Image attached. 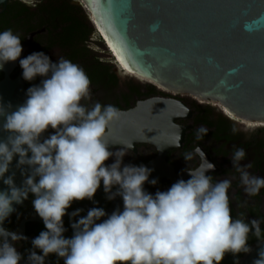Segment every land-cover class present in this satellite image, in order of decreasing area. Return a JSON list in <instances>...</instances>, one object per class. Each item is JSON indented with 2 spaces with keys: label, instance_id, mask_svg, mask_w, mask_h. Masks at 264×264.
I'll list each match as a JSON object with an SVG mask.
<instances>
[{
  "label": "clouds",
  "instance_id": "9594fccd",
  "mask_svg": "<svg viewBox=\"0 0 264 264\" xmlns=\"http://www.w3.org/2000/svg\"><path fill=\"white\" fill-rule=\"evenodd\" d=\"M20 2L35 8L42 0ZM22 51L17 34L11 29L0 32V69L17 61ZM19 65L25 81L42 79L27 89L26 101L15 110L0 102V130L8 133L0 140V180L7 186L0 191V264H46L53 254L57 264L61 259L64 264H221L226 253L235 256L250 251V233L261 240L259 219L245 222L231 215L228 190L235 177L214 182L212 175H206L215 171V165L201 147L183 153L189 179L151 194L144 185H157V179L149 180L153 169L123 163L133 144L118 143L124 147L109 150L117 143L106 139L107 130L119 119L120 110L111 104L95 102L88 107L82 103L91 99V81L80 65L63 57L52 62L44 52L19 59ZM49 129L53 131L45 137ZM238 131L232 129L234 135ZM207 132L200 126L195 139L202 141ZM180 140L177 132L172 144L164 147H180ZM17 156L16 167L29 169L27 174L22 171L21 187L14 183L15 173L5 178ZM112 157L114 162L106 164ZM197 158L198 163H193ZM245 158L246 150L234 146L230 159L244 193L257 196L264 189V178L249 172L251 162L241 165ZM101 182L108 200L122 198V211L117 208L108 215L94 207L78 220L83 209L68 213L74 201L96 203ZM29 194L45 230L31 241L25 259L15 245L27 237L3 224L15 211L13 205L21 204ZM246 205L247 201L241 206ZM65 215L73 230L70 238L64 235ZM259 256L255 264H264V250Z\"/></svg>",
  "mask_w": 264,
  "mask_h": 264
},
{
  "label": "water",
  "instance_id": "95a60500",
  "mask_svg": "<svg viewBox=\"0 0 264 264\" xmlns=\"http://www.w3.org/2000/svg\"><path fill=\"white\" fill-rule=\"evenodd\" d=\"M7 1L0 0V6ZM71 2L84 11L104 45L109 47L111 58L129 73L168 93L188 94L200 102L217 104L237 120L264 123V0ZM24 51L25 47L21 57ZM19 59L6 63L0 69L3 75L0 102L6 107L10 104L12 110L27 99L28 88H25L21 75L15 80L10 79ZM39 84L40 80L34 85ZM186 109L181 102L174 100H152L139 104L110 124V133L106 138H111L116 126L120 125L124 129L119 135L129 134L134 142L144 141L164 147L175 140L170 137L174 130L179 131L175 129L180 128L174 124L175 121L189 117L190 112ZM7 136V132L0 130V140H5ZM18 159V156L14 157L5 178L15 173L14 183L21 187L25 179L22 171L27 174L29 169L27 166L17 168ZM146 167L153 169L149 180L163 175L171 179L174 177L168 166L155 162ZM6 187L0 180V191ZM30 196L32 194L28 198ZM28 198L21 204L13 205L15 211L4 222L5 229L16 210ZM113 211L114 208L106 213L110 215ZM106 218L103 217V220ZM27 222L44 224L38 214L22 221L17 233L25 237ZM34 238L27 237L23 241ZM262 250L264 240L253 245L238 264H255Z\"/></svg>",
  "mask_w": 264,
  "mask_h": 264
},
{
  "label": "flooded vegetation",
  "instance_id": "af4514ba",
  "mask_svg": "<svg viewBox=\"0 0 264 264\" xmlns=\"http://www.w3.org/2000/svg\"><path fill=\"white\" fill-rule=\"evenodd\" d=\"M72 24L76 28L69 29ZM7 29H11L14 34H17L21 39L22 48L25 47L21 59L26 58L33 52H44L52 62H56L58 58L63 57L80 65L91 81V99L86 102L82 101L88 107H91L95 102L102 105L111 104L120 110V115H123L137 108L139 104L152 100L181 102L190 112V115L189 117L180 118L174 123L177 127H180L175 129H178L181 134L183 133L180 147L158 151L159 146L150 142H134V139L129 135H119L124 128L117 125L111 138H106L110 143H117L110 145L109 150L115 152L124 147L121 144L132 143L133 147L128 150L123 158L125 165L147 166L156 162L165 167H170L173 171V179L163 175L154 178L158 180L155 186L145 183V190L155 194L157 190L164 191L170 188L179 179L186 181L190 178L187 172L184 171L188 165L183 158V153L192 151L194 146L201 147L206 153L208 161L215 165V171L208 172L206 175H212L214 182L235 177V179H232V186L228 190L229 206L233 219L243 218L245 222H250L253 219L261 221V240H257L250 233L248 245H254L264 240V189H261L257 196H247L240 184L239 173H236L233 169L230 159L234 146L244 148L246 158L241 161V165L251 162L253 167L249 169V172L252 175L264 178V124L261 126L259 123L237 120L230 117L217 104L203 103L187 95H174L156 85L127 74L121 64L118 65L119 63L117 64L114 58H111L110 53L105 54L100 50L101 42L93 39L92 28L84 11L79 6L74 5L71 0H42V3L35 8L22 4L20 0H8L4 6H0V32ZM22 71L18 62L10 75V79L15 80L19 75L23 79ZM2 78L3 75L0 74V81ZM41 79V77H37L31 82L23 79L25 88L31 87L38 80L41 82ZM200 126L206 127L208 132L202 141H197L195 130ZM234 127L239 129L235 135L232 132ZM109 129L110 125L106 136L110 133ZM159 130L160 128H158ZM52 131L49 129L48 132L44 133V136H48ZM176 134L177 132L174 130L170 137L175 139ZM113 162L114 157L109 158L105 163L111 164ZM193 163H198V158ZM33 199L34 197L30 196L25 204L16 210L6 226L7 230L17 232L22 221L28 220L37 214L32 204ZM94 201L96 203L88 199L74 201L67 211L70 214L77 209H83L80 216L76 218L78 220L86 217L88 210L94 207L103 208L105 212L110 211L112 208L114 210L123 208L121 197H116L114 200L106 198L103 183L97 190ZM245 201H247V205L241 206ZM63 221L67 229L64 235L70 238L73 230L70 227L69 215H66ZM102 221L103 218L97 222ZM44 230V224L36 222L25 224V235L27 237L33 236L36 238ZM15 246L24 255L25 259L28 250L32 249L31 240L19 241ZM36 251L37 254H41L38 249ZM242 253L235 256L226 253L221 264H230L232 260L238 259ZM21 264H24V261ZM46 264H57V257L54 254L50 255L46 260ZM59 264H64L62 259L59 260Z\"/></svg>",
  "mask_w": 264,
  "mask_h": 264
},
{
  "label": "rangeland",
  "instance_id": "374dc122",
  "mask_svg": "<svg viewBox=\"0 0 264 264\" xmlns=\"http://www.w3.org/2000/svg\"><path fill=\"white\" fill-rule=\"evenodd\" d=\"M89 25L92 28V33L94 35L93 39L97 42H101V46H100V50L103 51L105 54H109V49H107V47L104 45L101 36L99 35V33L96 31V29L94 28V26L92 25V23L90 22V20L87 18Z\"/></svg>",
  "mask_w": 264,
  "mask_h": 264
},
{
  "label": "trees",
  "instance_id": "16d2710c",
  "mask_svg": "<svg viewBox=\"0 0 264 264\" xmlns=\"http://www.w3.org/2000/svg\"><path fill=\"white\" fill-rule=\"evenodd\" d=\"M70 21V20H69ZM71 22V21H70ZM74 28H76V26H74V24H72V25H70V27H69V29H74ZM255 245V244H254ZM249 246V248H251L253 245H248ZM245 255V253H242L240 256H239V258L238 259H234V260H232L231 262H230V264H236V262H239L241 259H242V257Z\"/></svg>",
  "mask_w": 264,
  "mask_h": 264
},
{
  "label": "bare ground",
  "instance_id": "6f19581e",
  "mask_svg": "<svg viewBox=\"0 0 264 264\" xmlns=\"http://www.w3.org/2000/svg\"><path fill=\"white\" fill-rule=\"evenodd\" d=\"M109 48V47H108ZM107 48V49H108ZM110 53V52H109ZM119 63V62H118ZM122 66V65H121ZM123 67V66H122ZM124 68V67H123ZM124 70L127 72V74H130V75H132V76H134V77H136V75H133V74H131V73H129L125 68H124ZM137 78H139V79H141V80H144V79H142V78H140V77H137ZM144 81H146V80H144ZM159 88H161V87H159ZM162 89V88H161ZM170 93V92H169ZM172 94H174V93H172ZM175 95H177V94H175ZM178 95H186V94H178ZM187 96H189L188 94H187ZM249 123V122H248ZM258 123V122H257ZM261 126H262V124H264V123H259ZM129 135V134H128ZM125 141V140H124Z\"/></svg>",
  "mask_w": 264,
  "mask_h": 264
}]
</instances>
